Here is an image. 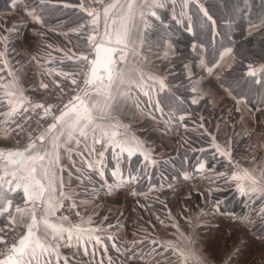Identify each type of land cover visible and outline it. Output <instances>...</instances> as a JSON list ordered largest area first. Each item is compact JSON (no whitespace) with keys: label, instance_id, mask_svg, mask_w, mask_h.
Listing matches in <instances>:
<instances>
[{"label":"crops","instance_id":"1","mask_svg":"<svg viewBox=\"0 0 264 264\" xmlns=\"http://www.w3.org/2000/svg\"><path fill=\"white\" fill-rule=\"evenodd\" d=\"M206 1L134 0L133 18L128 28L135 49L132 45L117 47L115 56L127 52L128 58L125 63L117 62L114 67L131 70L135 82L112 86L111 94L115 99L111 118H97L86 138L76 136L79 144L62 140L55 152L47 141L41 145L47 154L44 163L48 157L58 155V162L53 166L56 186L58 189L62 187L64 195L70 197L81 216L76 222L68 221L69 218L62 221L56 216L51 219L94 230L83 234L80 240L74 235L71 241H60L58 252L62 259L59 264H254V259H264V195L260 192L242 195L237 189V181L225 179L221 162L228 156L221 155L216 147L218 145L226 153L238 144L249 147L251 163L236 173L247 170L258 179V187L264 188V177L260 175L264 169V105L251 108L244 99L234 97L220 83L222 73L234 61V51L231 49L226 55L224 51L220 60L210 66L198 41L191 43V51L199 58L195 64L191 59L185 62L187 81L184 85L190 92L186 98L189 104L178 112L166 108L161 101V95L174 84L170 80V75L176 71L174 43L166 41L158 53L152 54L144 47V34L158 19L153 12L166 11L174 22L173 26H181L186 21L190 30V4L204 8ZM33 2L17 0L13 6L11 0L10 8L0 11V53H4L0 57V69H3L0 77L15 78L26 98L29 92L42 88L45 83L76 80L78 71L64 66L71 65L72 69L88 72L89 62L78 57L89 55L86 38L93 32L91 18L80 7L82 0H42L44 5L41 3L43 10L40 12L31 4ZM84 3L85 7H100L94 0H84ZM156 4L163 6L156 7ZM169 4L173 5L171 9H168ZM52 5L64 9L69 5L77 14L83 13L86 33L80 34L79 26L66 30L62 22L49 26L43 18L44 15L48 17L47 11ZM98 24L102 36L103 17ZM257 29L264 36V26ZM168 31L176 33V30ZM53 35H58L56 40ZM3 60L7 61V68ZM263 67L261 64L252 68L259 70ZM8 71L13 72L14 77H9ZM104 85H107L106 80ZM193 100L197 102L193 103ZM7 110V106H0V113ZM116 124L122 125L119 128L122 135L115 139L103 136L101 129L111 131ZM9 125H4L0 118V128L7 129V134L0 132V151L19 148L8 130ZM125 139L134 140L138 145L132 156L126 151L121 152L117 146L127 147ZM97 140L100 142L96 143ZM182 152L186 154V166L180 168V181L170 185L171 196L181 198V202L163 205L166 217L161 221L162 226L151 232L143 230L145 238L141 239L138 234L129 236L134 226L132 221L129 224L124 213L130 204L140 205V191L135 189L136 185L132 186L138 172L129 170L126 159L139 156L142 162H155L168 156L172 161ZM39 167L40 162L37 163ZM101 171L103 177L99 174ZM113 172L117 175L114 176ZM244 183L246 188L251 187L248 182ZM10 195L13 199L10 211H14L17 204L23 206L22 190ZM192 199L200 200L204 205H193ZM113 205H118L115 219ZM36 214L39 218L43 209L39 208ZM6 216L0 217V228L5 225L11 229L18 225L9 224ZM89 236L93 238L89 239ZM145 242L154 245L151 253L144 250ZM168 242L182 250L187 260L168 248ZM52 264H57L55 257Z\"/></svg>","mask_w":264,"mask_h":264},{"label":"snow or ice","instance_id":"2","mask_svg":"<svg viewBox=\"0 0 264 264\" xmlns=\"http://www.w3.org/2000/svg\"><path fill=\"white\" fill-rule=\"evenodd\" d=\"M16 3L17 0H13V6ZM94 3L100 7L98 9L91 6L85 7L84 0L80 5L87 12V16L91 18L93 27L92 34L86 38L90 53L78 57L79 60L87 61L90 65L86 78L83 80L84 87L80 89L83 95L78 94L68 104L63 105L59 115L53 114L51 105L47 107L43 104L32 105L33 111L39 108L43 110L44 116H51L53 123L35 140L29 136V142L22 149L0 151V173H2L0 174V217L7 214L6 218L9 224H18L25 229L24 234L11 245H8L6 239L0 236V245L5 246L4 250L0 251V264H52L53 257L59 264V260L62 259L58 252L60 241H71L74 235L77 240H80L83 234L94 231L82 229L77 225L53 222L51 219L63 206L62 201L70 199V197L64 195L62 187L58 189L56 186L53 166L58 162V155L48 157L47 163H44L47 154L45 148L41 147L47 141L55 152L60 147L62 140L64 143L79 144L80 141L76 139V136L86 138L89 128L97 118H111L112 101L115 99L111 94L112 86L114 84L122 85L126 81L135 82L131 70L114 67L117 62L125 63L128 53L120 52L113 59L114 48L110 47V45H115L116 47L128 48L129 45H132L133 50L135 49L128 28V24L133 18L134 0H94ZM65 6L67 7V5ZM155 6L162 7L163 5L156 4ZM152 15L155 13L153 12ZM101 17L104 20L102 36L99 34L98 24ZM33 18L39 19L35 16ZM85 27L87 25H81V28ZM230 52L231 49H226L224 55ZM93 54L94 58L90 59ZM3 56L4 53H0V57ZM2 62L7 68V61L3 60ZM102 63V71L106 73L107 85H104L105 76L98 75ZM248 67L247 74L249 76H255L257 71H264V68L253 70L251 65ZM7 75L14 77V73L11 71H8ZM71 83L75 85L77 81L72 79ZM41 86L47 87V85ZM161 87L163 88V82H161ZM90 88L91 92L89 91ZM196 102L193 100V103ZM28 103L24 90L15 78L8 80L6 77H0V106H7L8 109L6 112L0 113L4 125L15 123L17 116L28 112L29 107L25 106ZM22 127V124H16L17 129L22 130ZM120 127L122 125L116 124L113 126V130L101 129V132L103 136L115 139L122 135L119 132ZM92 130L95 131L94 128ZM0 132L7 134V129L0 128ZM99 142V140L96 141V143ZM124 143L127 144V147L120 144L117 146L120 147L121 152L126 151L129 156H132L137 151V143L130 139H125ZM216 147L221 155L230 156L229 153L222 151L218 145ZM147 158L145 156V159ZM38 162H40L39 169L37 168ZM91 166L89 164V167ZM99 174L103 177L102 171ZM113 175L116 176L117 172H113ZM260 175L264 177V169L261 170ZM231 179L238 182L237 189L242 195L249 192H260L264 195V188L258 187V179L248 173L247 170H243L242 173H233ZM244 182H248L251 187L246 188ZM17 190H22L23 206L17 204L14 211H10L13 208V199L10 194L16 193ZM39 208L43 209V214L38 218L36 213ZM60 219L67 221L68 217H61ZM88 238L92 239L93 237L89 236ZM95 239L97 243L100 242L98 237ZM167 247L178 252L187 260L186 254L182 250H177L171 242L167 243Z\"/></svg>","mask_w":264,"mask_h":264},{"label":"trees","instance_id":"3","mask_svg":"<svg viewBox=\"0 0 264 264\" xmlns=\"http://www.w3.org/2000/svg\"><path fill=\"white\" fill-rule=\"evenodd\" d=\"M32 1L28 0V2ZM10 2L11 0H0V11L8 10ZM52 6L47 11L48 17L44 15L43 19L63 18L64 8L57 5ZM190 9V30L188 22L185 21L181 26L174 25L175 34L169 33L163 25L149 28L144 34V47L150 54L158 53L166 41H172L176 47L177 55L174 63L176 71L170 75V80L174 84L161 95L164 106L181 112L189 104L186 98L190 96V92L184 85L187 81L184 65L189 59L195 64L199 58L190 49L194 40L198 41L210 66L220 60L226 49H232L235 54L234 61L222 73L221 85L234 97L244 99L251 108L264 105V71H259L255 76L247 74L249 65L257 67L264 64V36L260 35L258 29L251 30L250 28H261L264 25V0H208L204 8L191 3ZM57 11H59V15ZM82 14L75 13V16L77 15L81 20ZM82 23L83 21H80V24ZM85 28L87 29V27ZM67 81L71 83V80ZM48 83L52 84L53 82ZM177 96H181V98ZM189 109L191 110L190 107ZM185 156L186 154L182 152L178 154V157L170 160L172 162V172L170 173L173 174V178L171 180L167 177L169 189L173 182L180 181V168L186 166ZM127 160L129 170L138 172L134 181L137 180L135 189L140 191V157L135 156ZM137 166H139V170ZM223 166L224 161L221 162V169ZM163 175L167 174L163 173Z\"/></svg>","mask_w":264,"mask_h":264},{"label":"rangeland","instance_id":"4","mask_svg":"<svg viewBox=\"0 0 264 264\" xmlns=\"http://www.w3.org/2000/svg\"><path fill=\"white\" fill-rule=\"evenodd\" d=\"M41 3L42 2H40L39 0H34V2L31 3V4L35 5L34 7L36 8V10L38 12H40V10H43V8L41 6ZM67 4H69V3H67ZM42 5H44V4L42 3ZM70 8H71V6H69V5L67 7H65L64 14H63L64 16H63L62 19H58L56 17L54 19L47 18V19H44V20H46L49 23V26L57 25V24H60V22H62L63 26L65 27L64 29H66V30L67 29H71L73 27L79 26V29H80L79 31H81L80 34L81 33L83 34V32L86 33V30H88V29L81 28V25H83V23L82 24L79 23V21H81V22L82 21L83 22L86 21V18L84 17L85 15L82 14L80 16L81 17V20H80L78 16L74 17L76 12L73 9H70ZM173 23L174 22H172L170 16H169V22L167 24H163L161 22V19L158 18L153 27H155L157 25H163L167 29V31H168V29L170 31H175ZM250 28H251V30L257 29V27H250ZM53 36L55 37L54 38L55 40L58 37V35H53ZM64 68L68 69V70L75 71V72L78 71L76 74L81 73V71H79L76 68L72 69L71 65L70 66L69 65L68 66H64ZM62 82L70 83V81L63 80V79L61 80L60 79L59 81L58 80L57 81H53V83L50 82L52 84L45 83V85H47V87L50 88V87H55L57 84L62 83ZM44 88H46V87L37 88L35 90H32L31 92L28 93L27 98L30 95H37V96L41 95L44 92ZM242 146H244V144L236 145L235 147H233L230 150L229 154L233 150H235L236 148H239V147H242ZM247 148L250 151V148L249 147H247ZM250 153H251V158H252V152L250 151ZM225 161H224V164H225ZM250 163H251V159H249L248 163L244 167L249 166ZM240 169H238L237 171H239ZM221 171H222V169H221ZM170 172H172V162L170 161V158L168 156H164L162 158L160 157L155 162H142L141 159H140V179H139V184H140L141 188H140V192H139L140 194L138 196V201L140 202V205H131L130 204L129 208L127 209L128 210L127 213L126 214L124 213V217H127V220L129 222V224L132 221V223H133L132 225L134 226V228H132L131 234L129 233V236L136 237V235L138 234L141 239L145 238L146 236L142 235L143 230H147L148 232H151L153 230L158 229L160 226H162L161 221H163V219L166 217V213L164 212V210L166 208L163 205H176L175 202L176 203H180L181 202L180 201L181 198H179L177 196H175V197L171 196L173 194V192L172 191L169 192L170 189H169V185H168V183H169L168 180L169 179L172 180V178H173V176H172L173 174L170 173ZM163 173L167 174V175H163ZM223 177H225V179L231 178V176L230 177H226V176H224V174H223ZM136 181L133 180V183H132L133 187L135 186ZM177 183H179V182H177ZM211 197L213 199V195ZM68 201H69V205H71V208H72L71 210L76 214L75 219H72V218L70 219L68 217L69 218L68 221L76 222V221L80 220L81 216L78 213V211L75 209V207L72 205L71 199H68ZM192 202H193V205H204L200 200L198 201V200L192 199ZM63 203H64V201H63ZM160 203H162V204H160ZM113 206H115V205H113ZM117 207H118V205L113 207L114 208L113 209V211H114L113 219H115V217H117V214L115 212V209H117ZM62 208H63V206L58 209V211L55 214L56 217H60V218L61 217H65V216L59 214V211ZM107 208L109 209L108 205H107ZM0 229H3L1 235L6 239V241H9V240H12V239L16 238L15 234H13L9 230L8 227H5V225L3 227H1ZM14 229L16 230V234H18L17 239L20 236H22L24 231H25V229L22 228L19 225L15 226ZM97 230H99V229H97ZM145 241H149V240H145ZM139 244L141 246L142 243H139ZM145 244H146V246H145L144 250L147 251V253H151L152 252L151 249H153L154 245H151V244H149L147 242H145ZM258 256H260V255H258ZM252 262H254V264H264V259L256 258ZM251 264H253V263H251Z\"/></svg>","mask_w":264,"mask_h":264},{"label":"built area","instance_id":"5","mask_svg":"<svg viewBox=\"0 0 264 264\" xmlns=\"http://www.w3.org/2000/svg\"><path fill=\"white\" fill-rule=\"evenodd\" d=\"M172 7V4L168 5V9H171ZM157 16L161 19L163 24H167L169 22L168 12L157 11ZM87 73L88 72L86 70L81 71V73H79L76 77L77 83L75 85L68 82H62L57 84L55 87L44 88V92L41 95L28 96L27 100L29 103L25 106L29 107V111L17 116L15 123H10L8 126V130L16 139L19 148H23L29 142V136L35 140L45 129L48 128L50 124L53 123L51 116H44L43 110L39 108L33 111L32 105L43 104L45 107L51 105L53 114L59 115L63 105L68 104L74 96L78 94L83 95L80 89L84 87L83 80L86 78ZM16 124H22V130L17 129ZM13 129H15V131H13ZM244 146L236 148L230 153V156L227 158L222 168L224 176H232L238 169L246 166L249 159H251L250 151L246 146ZM71 209L72 208L71 205H69L68 199H64L63 208L59 211V214L67 216L70 219H75L76 214ZM9 230L16 236L15 239L7 241V244L11 245L17 240L18 234H16V230L14 228ZM3 250L4 246L0 245V251Z\"/></svg>","mask_w":264,"mask_h":264},{"label":"water","instance_id":"6","mask_svg":"<svg viewBox=\"0 0 264 264\" xmlns=\"http://www.w3.org/2000/svg\"><path fill=\"white\" fill-rule=\"evenodd\" d=\"M154 13H155V15H153V16H157V13L156 12H154ZM110 47H113L114 48V56H113V59H115V52L118 50V48L115 47V46H113V45H110ZM93 58H94V56H93ZM102 68H103V63L100 66V69L101 70L98 72V75H104L105 76V80L107 81V79H106V73H103ZM252 69L254 70V68H252Z\"/></svg>","mask_w":264,"mask_h":264}]
</instances>
